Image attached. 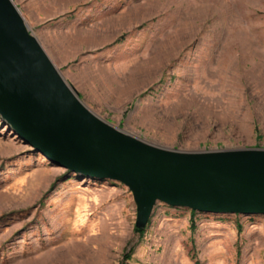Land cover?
Returning a JSON list of instances; mask_svg holds the SVG:
<instances>
[{
  "label": "rangeland",
  "instance_id": "rangeland-1",
  "mask_svg": "<svg viewBox=\"0 0 264 264\" xmlns=\"http://www.w3.org/2000/svg\"><path fill=\"white\" fill-rule=\"evenodd\" d=\"M13 1L110 124L170 149L264 147V0ZM135 220L126 185L53 163L0 116V264H264V214L157 201Z\"/></svg>",
  "mask_w": 264,
  "mask_h": 264
},
{
  "label": "water",
  "instance_id": "water-1",
  "mask_svg": "<svg viewBox=\"0 0 264 264\" xmlns=\"http://www.w3.org/2000/svg\"><path fill=\"white\" fill-rule=\"evenodd\" d=\"M0 116L53 163L126 185L138 229L157 201L264 214V147L170 149L110 124L80 100L13 0H0Z\"/></svg>",
  "mask_w": 264,
  "mask_h": 264
},
{
  "label": "trees",
  "instance_id": "trees-1",
  "mask_svg": "<svg viewBox=\"0 0 264 264\" xmlns=\"http://www.w3.org/2000/svg\"><path fill=\"white\" fill-rule=\"evenodd\" d=\"M193 224H194V223H192L191 226H193ZM135 228H136V227H135ZM136 230H138V231H142L143 229H138V228H136ZM129 255H130V253L126 254V257L128 258Z\"/></svg>",
  "mask_w": 264,
  "mask_h": 264
}]
</instances>
